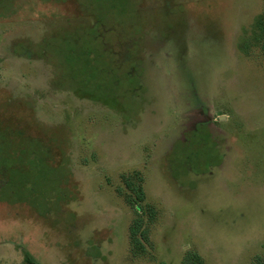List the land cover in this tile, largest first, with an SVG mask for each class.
I'll return each instance as SVG.
<instances>
[{
    "label": "rangeland",
    "instance_id": "1",
    "mask_svg": "<svg viewBox=\"0 0 264 264\" xmlns=\"http://www.w3.org/2000/svg\"><path fill=\"white\" fill-rule=\"evenodd\" d=\"M262 18L264 0H0V137L46 168L0 164V264H264ZM197 126L212 140L186 149Z\"/></svg>",
    "mask_w": 264,
    "mask_h": 264
},
{
    "label": "trees",
    "instance_id": "2",
    "mask_svg": "<svg viewBox=\"0 0 264 264\" xmlns=\"http://www.w3.org/2000/svg\"><path fill=\"white\" fill-rule=\"evenodd\" d=\"M260 23L264 26V18L260 20ZM260 48H261L262 56L264 58V34L263 37H261ZM84 54L85 56L92 57L93 53L92 51L86 50ZM98 57H102V56L98 55ZM98 88L99 87H97V89ZM6 138L8 139L5 133L0 137V140H3L2 146H0V164H3L8 169V171L12 172V174H15L17 172L19 173L22 166L26 167L28 171H32V172H36L39 169H41L42 171L46 170V168H42V163L35 161L31 162L29 160V155H28L29 151H27L25 148L27 146H25V141L23 140V138H20L21 140L18 144L12 146L14 149H16V151L14 150L13 153H9L8 151V149L11 146L10 145L8 146V140ZM25 140L27 141V138H25ZM210 140H212V138L209 129L205 126H197L195 130L190 132V134L188 135V138L186 139L187 143L186 144L184 143V146L186 149L194 148V150H196L197 148L204 146L205 142ZM37 146H39V144H37ZM191 153L193 154L197 152L192 151ZM196 156H198V153L196 154ZM186 159L187 161H190L191 156L190 158L189 156H187ZM137 198L139 200H143L144 194L141 191H139L137 193ZM138 226L139 224H137V227ZM136 229L133 230V235H135L134 233L136 232ZM200 262H201L200 257L196 253H192V252L188 253L185 259L183 260V264H200ZM24 264H38V263L29 253H26L24 258Z\"/></svg>",
    "mask_w": 264,
    "mask_h": 264
}]
</instances>
